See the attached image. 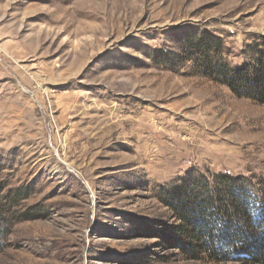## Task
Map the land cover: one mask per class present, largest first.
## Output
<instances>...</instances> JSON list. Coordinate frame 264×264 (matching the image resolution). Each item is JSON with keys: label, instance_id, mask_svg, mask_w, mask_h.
<instances>
[{"label": "rangeland", "instance_id": "1", "mask_svg": "<svg viewBox=\"0 0 264 264\" xmlns=\"http://www.w3.org/2000/svg\"><path fill=\"white\" fill-rule=\"evenodd\" d=\"M203 31L252 62L264 0H0V264H264L175 244L182 180L264 193V104L177 57Z\"/></svg>", "mask_w": 264, "mask_h": 264}, {"label": "trees", "instance_id": "2", "mask_svg": "<svg viewBox=\"0 0 264 264\" xmlns=\"http://www.w3.org/2000/svg\"><path fill=\"white\" fill-rule=\"evenodd\" d=\"M258 47L252 62L230 68L220 57V39L203 31L187 37L177 57L182 58L181 63L194 59L210 79L239 97L264 104V36ZM248 181L215 173L210 181L201 177L186 184L182 180L171 188L165 205L179 220L173 229L182 253L194 259L225 257L231 249L242 247L251 262L264 263V193Z\"/></svg>", "mask_w": 264, "mask_h": 264}]
</instances>
